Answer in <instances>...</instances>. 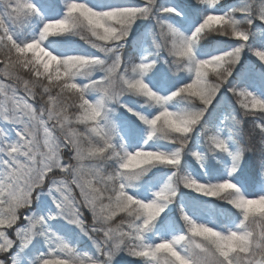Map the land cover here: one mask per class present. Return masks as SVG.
<instances>
[{
    "label": "snow or ice",
    "instance_id": "1",
    "mask_svg": "<svg viewBox=\"0 0 264 264\" xmlns=\"http://www.w3.org/2000/svg\"><path fill=\"white\" fill-rule=\"evenodd\" d=\"M0 264H264V0H0Z\"/></svg>",
    "mask_w": 264,
    "mask_h": 264
},
{
    "label": "trees",
    "instance_id": "2",
    "mask_svg": "<svg viewBox=\"0 0 264 264\" xmlns=\"http://www.w3.org/2000/svg\"><path fill=\"white\" fill-rule=\"evenodd\" d=\"M225 3H232L234 0H224ZM254 59V58H253Z\"/></svg>",
    "mask_w": 264,
    "mask_h": 264
}]
</instances>
